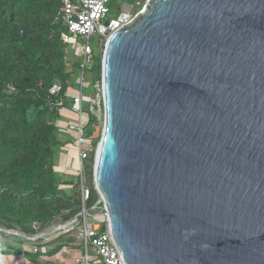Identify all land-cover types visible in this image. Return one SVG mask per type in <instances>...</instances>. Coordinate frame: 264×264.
I'll list each match as a JSON object with an SVG mask.
<instances>
[{
  "label": "water",
  "instance_id": "95a60500",
  "mask_svg": "<svg viewBox=\"0 0 264 264\" xmlns=\"http://www.w3.org/2000/svg\"><path fill=\"white\" fill-rule=\"evenodd\" d=\"M128 19L100 26L92 210L126 264H264V0H148Z\"/></svg>",
  "mask_w": 264,
  "mask_h": 264
},
{
  "label": "trees",
  "instance_id": "16d2710c",
  "mask_svg": "<svg viewBox=\"0 0 264 264\" xmlns=\"http://www.w3.org/2000/svg\"><path fill=\"white\" fill-rule=\"evenodd\" d=\"M61 6L62 0H0V255L4 256L38 254L22 251L21 239L6 231L36 236L56 221L65 224L82 209L92 214V208L101 205L93 183L94 150L83 160L70 196L62 193L54 171L60 109L72 104L67 90L81 67L67 60L62 39L66 28L58 17ZM90 63L93 85L101 84L102 52L93 53ZM54 85L60 91L51 95ZM81 126L86 137L96 131L98 122L89 108ZM99 136L92 140L93 146ZM82 187L89 192L84 203ZM87 220L99 225V232L105 231V217L98 212ZM68 235L58 234L46 248L48 253L74 240Z\"/></svg>",
  "mask_w": 264,
  "mask_h": 264
},
{
  "label": "rangeland",
  "instance_id": "374dc122",
  "mask_svg": "<svg viewBox=\"0 0 264 264\" xmlns=\"http://www.w3.org/2000/svg\"><path fill=\"white\" fill-rule=\"evenodd\" d=\"M138 0L135 3L134 0H110L108 4L109 14L108 17L116 18L115 16L118 14V11L121 13L128 15L130 23L145 7L148 0ZM121 25V24H120ZM118 25V26H120ZM116 30V28L110 30L111 32ZM100 40L99 44L97 41ZM107 36L102 35L100 32H97L95 36L91 38L90 46L93 49V53H97L99 51H104V46L106 44ZM84 43V40H77L75 44H71L67 48V57L69 59V63L72 64H81L84 60V57L79 54V47ZM92 53V54H93ZM91 63L87 61L85 63L86 70L82 73V70L79 69L75 71L71 77V85L68 87L67 96L72 99L75 96L83 95L84 101L81 105L83 109L81 125L85 123L86 111L89 108V113L92 117H95L98 122V126L95 132H92L89 137H86L83 143L79 142L78 135L74 129L71 127H76L79 124V115L73 112L71 109V104H65L60 109V119L57 121V129L60 132L58 134V139L60 141V145L55 150L54 156V171L60 181V189L65 196H70L72 193V185L76 182L78 174H82L81 166L83 165V160L87 159L89 154L94 150V158L97 150L98 142L93 146V139L97 137L98 134L101 135L102 126H103V108L100 106L97 98H92L94 96L95 90L94 85L91 79L90 73ZM81 76L83 80H81ZM87 103V104H86ZM100 137V136H99ZM100 139V138H99ZM80 145H79V143ZM96 213V211H92V214ZM89 212L85 215L87 218L92 216ZM83 217V215H82ZM80 218L74 219V221L69 225V228L75 229L78 232V222ZM95 224V223H94ZM63 225L56 221L51 226ZM97 226V224H95ZM50 226V227H51ZM53 230V229H52ZM48 230L45 235L42 237V241L46 243H51L54 236L61 231ZM10 235V234H8ZM14 236V235H11ZM16 237V236H14ZM19 238V237H17ZM22 240V238H19ZM41 239V238H40ZM84 249V248H83ZM90 249V250H89ZM88 250L91 253V248L88 246ZM90 254V263L93 261L95 263H100V259L91 256ZM89 263V264H90Z\"/></svg>",
  "mask_w": 264,
  "mask_h": 264
},
{
  "label": "built area",
  "instance_id": "2783aa9c",
  "mask_svg": "<svg viewBox=\"0 0 264 264\" xmlns=\"http://www.w3.org/2000/svg\"><path fill=\"white\" fill-rule=\"evenodd\" d=\"M109 2L110 0H62V6L60 8L58 17L62 20L63 25L66 28V33L62 37L63 42L68 48L69 45L75 44L78 39L81 41L84 40V43L79 47V54L84 57V60L81 63V67H80L82 73L84 72L85 63L87 61L91 62L92 60L93 49L90 46L91 38L95 36L97 32H100L102 34V32L100 31V26L103 23V21L108 17ZM126 23H128V21ZM120 24L121 26L124 25V23H119V25ZM99 42L100 40L97 41L98 44ZM67 60L69 61L68 58ZM81 80H83L82 76H81ZM94 90L95 93L92 98L96 97L100 106L102 107L101 84L99 83L95 84ZM59 91H60V86L54 85L50 89L49 93L51 95H55ZM71 100H72L71 109L73 110V112L79 115L78 126L76 127L72 126L71 129H74L76 131L79 138V142L83 143L86 138V135L81 126V118H82L81 105L84 101H86V99H84V96L80 94V96H75ZM61 104L62 103L59 102L58 105L61 106ZM88 194H89L88 190L82 187L83 203L87 200ZM79 217H81V226H79L80 237L83 241L84 248L86 249L88 246H91L94 249L96 256L99 257V259L102 261L103 264H126V262L120 255L117 247L115 246L107 226L104 232H99V225L96 226L95 224L89 223L87 220V216L86 217L79 216ZM68 227L69 225L62 227L63 230L61 228L58 231L61 230H62L61 232L68 231ZM52 231L55 232L57 230H52ZM5 233L22 238V240L29 239L31 241L42 240L43 235H45L43 234V232H40L38 235L32 237H27L16 231H6ZM0 259H1V255H0ZM78 262H82L83 264H89L86 253L83 257H81L78 260Z\"/></svg>",
  "mask_w": 264,
  "mask_h": 264
},
{
  "label": "crops",
  "instance_id": "0c3cea01",
  "mask_svg": "<svg viewBox=\"0 0 264 264\" xmlns=\"http://www.w3.org/2000/svg\"><path fill=\"white\" fill-rule=\"evenodd\" d=\"M77 229L78 232L75 233V235L73 232H76V230H73L69 227L68 231L63 232L68 233L69 238H73L74 240L71 242L63 243L62 248L53 254L48 253V251H50L48 250L49 248L46 249L50 243H46L42 240L31 241L29 239H23L20 243L22 251L31 254H38L35 255L34 258L22 255H1L0 264H83L82 262H78V260L83 257L85 253L88 257L89 263L90 254H92L91 256L99 259L91 246H89L91 248V253L89 252L90 249L88 250V247L86 249L84 248L83 241L80 237V227H78ZM60 233L62 232H59L58 234ZM58 234L54 236L55 238L53 239V241L56 240ZM39 247L41 248V250L37 252V249ZM92 264L98 263H95V261H93ZM99 264H103L102 261Z\"/></svg>",
  "mask_w": 264,
  "mask_h": 264
},
{
  "label": "flooded vegetation",
  "instance_id": "af4514ba",
  "mask_svg": "<svg viewBox=\"0 0 264 264\" xmlns=\"http://www.w3.org/2000/svg\"><path fill=\"white\" fill-rule=\"evenodd\" d=\"M107 19H112V20H115L116 18H110V17H107Z\"/></svg>",
  "mask_w": 264,
  "mask_h": 264
}]
</instances>
